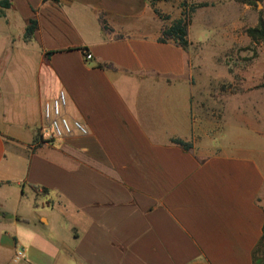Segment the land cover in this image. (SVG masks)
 I'll return each mask as SVG.
<instances>
[{
    "label": "crops",
    "instance_id": "obj_1",
    "mask_svg": "<svg viewBox=\"0 0 264 264\" xmlns=\"http://www.w3.org/2000/svg\"><path fill=\"white\" fill-rule=\"evenodd\" d=\"M159 1L0 5V264H264V170L213 146ZM59 90L86 134L40 138Z\"/></svg>",
    "mask_w": 264,
    "mask_h": 264
},
{
    "label": "rangeland",
    "instance_id": "obj_2",
    "mask_svg": "<svg viewBox=\"0 0 264 264\" xmlns=\"http://www.w3.org/2000/svg\"><path fill=\"white\" fill-rule=\"evenodd\" d=\"M200 2L209 5L190 12L187 25V37L199 41L190 52L201 71V104L196 107L200 122L209 136L216 133L214 147L228 152L254 149L264 170V41H254L245 32L260 20L264 23V0H160L159 5L171 23ZM263 247L255 257L264 259Z\"/></svg>",
    "mask_w": 264,
    "mask_h": 264
},
{
    "label": "trees",
    "instance_id": "obj_3",
    "mask_svg": "<svg viewBox=\"0 0 264 264\" xmlns=\"http://www.w3.org/2000/svg\"><path fill=\"white\" fill-rule=\"evenodd\" d=\"M153 1V0H152ZM239 3L244 4H255L256 1L260 0H234ZM0 5L2 7H7L9 5L8 0H1ZM209 3L207 2H200L191 4L189 7V11L185 12L184 10L181 12V16L174 19L169 25L165 26L160 34V40H173L183 48H185L188 44V37H187V25H188V19H189V13L193 12L195 9L203 6H207ZM154 11L159 15V17L163 19H167V16L162 15L157 9H154ZM36 28V20L30 19L28 21V24L25 28L24 32V38H29L33 31ZM246 34L250 37V39L254 41L262 40L264 41V23L260 20L259 23L254 27H249L245 30ZM262 86H264V73L262 75ZM177 144L181 145L185 149L189 148L188 142L182 141L180 139L174 140ZM45 191V189H43ZM261 246H264V226H263V235L262 240L260 242Z\"/></svg>",
    "mask_w": 264,
    "mask_h": 264
},
{
    "label": "built area",
    "instance_id": "obj_4",
    "mask_svg": "<svg viewBox=\"0 0 264 264\" xmlns=\"http://www.w3.org/2000/svg\"><path fill=\"white\" fill-rule=\"evenodd\" d=\"M84 59H92V55L88 51H84ZM67 104V95L64 90H59L57 94L42 105L43 123L39 128V136L43 138L46 134L47 140L55 138H63L74 132L86 134L88 132L86 126L79 120H70L64 113L63 109ZM20 254V252H18Z\"/></svg>",
    "mask_w": 264,
    "mask_h": 264
}]
</instances>
